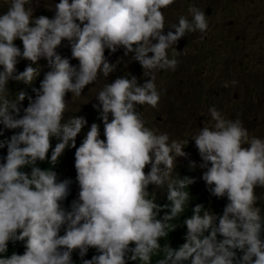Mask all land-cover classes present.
I'll return each mask as SVG.
<instances>
[{
    "label": "clouds",
    "instance_id": "1",
    "mask_svg": "<svg viewBox=\"0 0 264 264\" xmlns=\"http://www.w3.org/2000/svg\"><path fill=\"white\" fill-rule=\"evenodd\" d=\"M3 2L0 136L15 131L0 140V149L6 147L0 157V264H73V252L81 264H152L160 251L164 255L156 264H264V211L256 206L255 192L264 188V138L251 136L240 119H225L213 106L208 109L214 121L210 127L204 125L191 139L170 141L167 133L146 127L138 111V106L158 105L155 73L175 71L176 43L189 33L207 31L204 10L189 6L191 19L180 16L168 27L174 31L165 34L164 13L176 0H59L48 8L54 10L51 18L34 15L37 0ZM62 41L77 65L57 51ZM120 49L125 56L133 54L131 60L148 79L138 83L126 73L104 84L90 106L103 124V139L93 122L76 147L87 120H65V96L79 98L87 85L107 79L116 63L109 62L105 50L111 55ZM41 59L49 70L34 88ZM21 60L29 63L18 71ZM13 80L34 93V98L27 96L23 112L26 93L14 82L19 92L11 96L8 82ZM52 139L58 141L54 147ZM189 140L204 169L195 177L215 201L208 205L211 212L201 204L191 209L179 248L166 244L161 249L160 240L177 227L171 221L184 212L187 188L194 182L192 174L175 175L182 166H176L177 157L189 155L183 151ZM71 148L79 191L66 209L72 180L58 179L53 166ZM44 161L50 167L38 166ZM196 166L188 161L190 170ZM166 194L170 203L158 205L155 196ZM162 208L168 209L164 215ZM16 242H22L23 253L6 255L9 243ZM90 248L97 254L83 259ZM237 251L242 255L237 257Z\"/></svg>",
    "mask_w": 264,
    "mask_h": 264
},
{
    "label": "rangeland",
    "instance_id": "2",
    "mask_svg": "<svg viewBox=\"0 0 264 264\" xmlns=\"http://www.w3.org/2000/svg\"><path fill=\"white\" fill-rule=\"evenodd\" d=\"M58 2L59 0H37L34 4V15L51 18L54 10L50 11L48 8L54 7ZM189 6L203 9L205 15L206 10H210V15H206L208 29L205 33H189L176 43L174 47L179 54L176 56L178 64L175 71L159 70L155 73V83L160 93L158 105L156 108L138 106V111L146 121L145 126L156 129L158 133H167L170 141L188 140L204 125L210 127L214 123L208 111L214 106L225 119H240L251 136L264 138V0H176V3L169 6L167 14L164 13L165 34L174 31L168 27L178 23L180 16L191 19ZM6 10L7 6L0 0V13ZM16 42L15 44L22 48L21 41ZM68 50L70 46L66 41H62L57 49L62 56L70 58L71 64L77 65L78 61L71 59V53L66 52ZM173 51L172 48L168 49L169 58H172ZM132 55L129 53L125 56L123 49L111 55L105 52L109 62L116 63L115 71L110 73L107 79L100 77L95 83L87 85L89 87L83 89L79 98H73L68 93L65 96V100L68 99L65 120L80 112L85 114L87 107L97 102L95 96L104 84L117 77L127 73L137 77L138 83L145 82L148 78L143 76L140 64L131 60ZM27 63L29 62L21 60L16 66L17 70L23 71ZM38 66L39 74L33 80L34 88L39 87L44 73L49 70L43 59L38 61ZM219 76H229L230 80L236 83L241 81L240 86L236 91L228 93L230 88L235 86L231 82L223 89V93L216 89L210 91L221 80ZM198 87H201L203 92L199 100L194 95ZM17 92L19 91L14 85L9 94L14 97ZM30 97L34 98L33 91ZM233 97L234 101H230ZM26 104L28 101L24 100L22 112ZM96 123L100 126V138L103 139V124L98 117ZM10 131L15 130H8ZM183 151L189 155L187 158L177 157L176 166H185L189 160L194 161L197 166L192 169L193 173L201 176L204 169L199 167L201 161L194 142L189 140ZM148 170L146 166L145 173ZM78 191L76 183L68 202L64 204L66 209L77 197ZM255 192L259 197L256 206L260 207L262 212L264 188H257Z\"/></svg>",
    "mask_w": 264,
    "mask_h": 264
},
{
    "label": "trees",
    "instance_id": "3",
    "mask_svg": "<svg viewBox=\"0 0 264 264\" xmlns=\"http://www.w3.org/2000/svg\"><path fill=\"white\" fill-rule=\"evenodd\" d=\"M161 11H163V10L161 9ZM205 42L206 41H204V43ZM66 52L71 53L70 50H68ZM105 52H108V50H105ZM196 55L199 56L201 54H196ZM230 75L233 76V74H230ZM219 78L221 80L217 83V85L214 88L210 89V91H212L213 89H216L220 93H223L224 92L223 89L227 88V87L223 86L225 84V82H227L228 84L232 82L230 80L231 77H229V76H224V77L223 76H219ZM14 82L16 83L17 81L13 80V81L10 82V84L8 85V88H9L8 91L11 90V88L13 87ZM237 82L238 83L234 84L235 86L230 88L228 93H230L232 90L236 91L237 87L240 86L239 84H240L241 81H237ZM17 84L20 87V89L26 93V99L25 100L27 101V96L31 93V91L28 89L27 85H24L22 82H17ZM89 86H87L86 88H88ZM202 94H203L202 88L198 87L196 89V92L194 93V95L199 100V98L202 97ZM67 95L68 94H66V96ZM178 99H180V98H178ZM234 99L235 98L233 97V98H231L230 101H234ZM66 101H68V99ZM96 103L97 102H94L93 104H96ZM73 116H83L87 120V124L82 129L81 133H79L78 136L76 137V147H79V145H80L85 133L87 132L88 128L90 127V125L94 121L96 123V120H97V117H98V113H97L96 110L93 109V107L88 106L87 110H85V114L83 112H80L79 114H76V115H73ZM64 117H65V114H64ZM209 119H210V116H209ZM0 127H2V126H0ZM10 136L11 135L9 134L8 130H4L3 136H0V140H3V139H5L7 137H10ZM50 142H51V145L54 147L55 143H57L58 141L55 140V139H52ZM50 152H51V148L49 150V155H50ZM74 153H75V148L66 149L65 152L63 153V155L59 158L57 164L55 166H53V170L57 173L58 179L62 180V179H65V178H70L72 180V184L70 186V194L72 192V188L76 184V181H75L76 172H75V168H74ZM5 155H6V147L0 149V157H3ZM0 162H2V161H0ZM38 166L41 167L42 169L50 167V165L47 163V161L38 162ZM25 171H30V169H25ZM177 174L180 177L188 176L190 178H191V174H192V178L194 179V182L192 183V188H191V185H189L188 188H187V191L189 192V200L187 202V205L185 206L184 212L181 214L180 217H178L175 220L171 221V223L177 224V227L174 230L170 231L166 238H162L160 240L161 249H163V247L166 244H168L169 247H172L174 249L179 248V246H181L185 242L184 241V236H185V233H186V227L183 225V220L185 219V217L191 215V209L196 204H201L205 210L210 211L208 205H209L210 202L215 201V199H214L215 197L211 196L210 193L206 190L205 183L202 180L197 179L195 177V174L193 173V170L192 169L190 170L188 168V165L179 166L176 169V172H175L176 176H177ZM70 194L68 195V197L66 198L64 203L69 200ZM166 196H167V194L164 197H162L161 199H159V197L155 196L156 203L158 205H161V206L170 203L169 201H167ZM217 210H218V214L221 215L223 207H219V208H217ZM167 211H168V209L162 208V211H161L160 215H164ZM60 234L62 235L63 232H61ZM218 239H220L219 236H218ZM23 251H24V247H23L22 242H16L15 244L9 243L8 252H7L6 255H11L13 252H15L17 254H22ZM96 254L97 253L95 252V249H91L90 248L83 259H91V257L93 255H96ZM163 255H164L163 251H160L156 255H154L152 257V264H156V261L161 259V258H163ZM240 255H242V253L237 251V257H239ZM72 260H73V264H81L82 263L81 258L78 257L76 252H73ZM128 264H136V262L135 261H128ZM137 264H138V262H137Z\"/></svg>",
    "mask_w": 264,
    "mask_h": 264
},
{
    "label": "water",
    "instance_id": "4",
    "mask_svg": "<svg viewBox=\"0 0 264 264\" xmlns=\"http://www.w3.org/2000/svg\"><path fill=\"white\" fill-rule=\"evenodd\" d=\"M206 15L209 16L210 15V10H206ZM181 45V44H180ZM180 45L177 46V48H180Z\"/></svg>",
    "mask_w": 264,
    "mask_h": 264
}]
</instances>
